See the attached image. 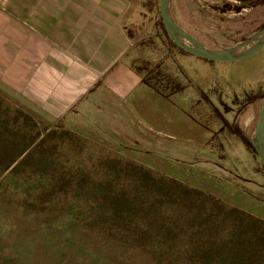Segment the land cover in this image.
<instances>
[{
  "label": "rangeland",
  "instance_id": "obj_1",
  "mask_svg": "<svg viewBox=\"0 0 264 264\" xmlns=\"http://www.w3.org/2000/svg\"><path fill=\"white\" fill-rule=\"evenodd\" d=\"M154 1L125 0L127 56L153 95L186 87L198 145L167 147L184 133L177 106L159 124L53 119L0 90V264H264V168L241 134L259 116L264 48L236 62L183 51ZM172 14L220 49L264 26V0H173ZM153 126L165 147H141Z\"/></svg>",
  "mask_w": 264,
  "mask_h": 264
},
{
  "label": "crops",
  "instance_id": "obj_2",
  "mask_svg": "<svg viewBox=\"0 0 264 264\" xmlns=\"http://www.w3.org/2000/svg\"><path fill=\"white\" fill-rule=\"evenodd\" d=\"M126 5L125 0H0V90L53 119L133 112L148 118L150 112L159 124L177 106L184 133H173L176 144L167 147L198 145L190 116L186 126L191 104L186 87L170 97L153 95L128 58L134 42L125 25ZM159 129L144 128L141 147H165L169 141L156 134Z\"/></svg>",
  "mask_w": 264,
  "mask_h": 264
},
{
  "label": "water",
  "instance_id": "obj_3",
  "mask_svg": "<svg viewBox=\"0 0 264 264\" xmlns=\"http://www.w3.org/2000/svg\"><path fill=\"white\" fill-rule=\"evenodd\" d=\"M163 23L169 37L185 51L210 60L219 62H236L249 58L264 48V26L245 40L220 49L208 48L193 34L181 27L172 14L173 0H159ZM248 136L251 144L264 166V97L260 103V111L256 124Z\"/></svg>",
  "mask_w": 264,
  "mask_h": 264
},
{
  "label": "trees",
  "instance_id": "obj_4",
  "mask_svg": "<svg viewBox=\"0 0 264 264\" xmlns=\"http://www.w3.org/2000/svg\"><path fill=\"white\" fill-rule=\"evenodd\" d=\"M149 5V4H148ZM149 11L151 12V13H155L157 16H158V18L160 19V24L163 26V28L165 29V31H166V28H165V25H164V23H163V20H162V16H161V11H160V1H154V3H152L150 6H149ZM166 33H167V31H166ZM167 35H168V33H167ZM168 37H169V35H168ZM170 38V37H169ZM170 40L172 41V42H174L171 38H170ZM175 43V42H174ZM175 45L177 46V47H179L176 43H175ZM180 48V47H179ZM180 49H182V48H180ZM183 51H185L184 49H182ZM187 52V51H186ZM184 87V86H183ZM183 87L182 86H179L178 87V89H180V90H182L183 89ZM170 88H172V87H168V89H170ZM161 89V88H160ZM178 91V90H177ZM242 134V136H243V138L245 139V141H247V143L251 146V148L253 149V151L255 152V153H257V151H256V149L254 148V146L250 143V141L247 139V137H246V135L245 134H243V133H241ZM263 168H264V166H263ZM259 221V220H258ZM262 223H264L262 220H260Z\"/></svg>",
  "mask_w": 264,
  "mask_h": 264
}]
</instances>
